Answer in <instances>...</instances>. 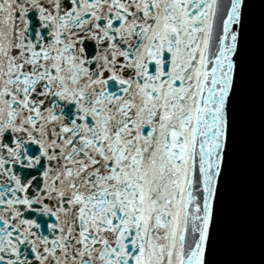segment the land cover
Listing matches in <instances>:
<instances>
[{
	"label": "snow or ice",
	"instance_id": "1",
	"mask_svg": "<svg viewBox=\"0 0 264 264\" xmlns=\"http://www.w3.org/2000/svg\"><path fill=\"white\" fill-rule=\"evenodd\" d=\"M264 0H0V264H212Z\"/></svg>",
	"mask_w": 264,
	"mask_h": 264
}]
</instances>
